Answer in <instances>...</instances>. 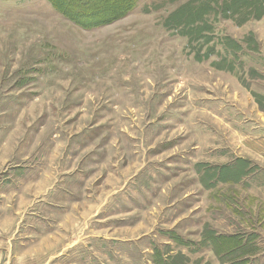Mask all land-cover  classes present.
<instances>
[{
	"label": "rangeland",
	"instance_id": "374dc122",
	"mask_svg": "<svg viewBox=\"0 0 264 264\" xmlns=\"http://www.w3.org/2000/svg\"><path fill=\"white\" fill-rule=\"evenodd\" d=\"M232 1L0 0V264H264V2Z\"/></svg>",
	"mask_w": 264,
	"mask_h": 264
},
{
	"label": "trees",
	"instance_id": "16d2710c",
	"mask_svg": "<svg viewBox=\"0 0 264 264\" xmlns=\"http://www.w3.org/2000/svg\"><path fill=\"white\" fill-rule=\"evenodd\" d=\"M54 8L58 10L61 14H63L70 21H74L79 27L84 29H92L98 28L104 25L112 24L116 20L121 19L133 10L139 0H49ZM65 1V2H64ZM260 2H264V0H259ZM111 3L112 8L110 7L109 13H104L105 7L108 6V3ZM70 4V5H68ZM126 4V5H124ZM121 5L122 9H115ZM225 5V11L228 13L232 8H236L240 10L247 9L252 2L248 0H233L232 3H227ZM235 5V6H234ZM211 7L210 3L203 2L198 8L188 9L183 11L180 10V13L177 17H175L177 21H184V19L188 22H193L192 24L200 23L201 18L204 17L205 12L207 13L206 8ZM102 8V9H101ZM115 10H114V9ZM112 9V10H111ZM210 9V8H209ZM114 11V12H113ZM247 11V10H246ZM97 12V13H96ZM186 16V17H185ZM174 20V19H173ZM219 242L215 243V239H213V243L216 245V251L222 252L225 254L228 253L231 256L232 260H238L239 255L242 257L245 255L246 251L249 250L247 247L250 243H247V246H243L242 240L240 237L234 238L233 242H226L223 239H218ZM224 241V242H223ZM245 259V258H244ZM245 261V260H244ZM233 264H242L239 261L233 262ZM246 264V263H244Z\"/></svg>",
	"mask_w": 264,
	"mask_h": 264
}]
</instances>
